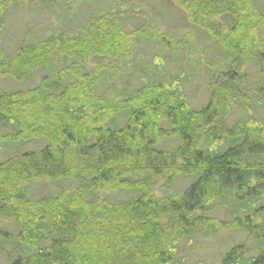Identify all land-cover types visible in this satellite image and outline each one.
<instances>
[{
	"label": "trees",
	"instance_id": "16d2710c",
	"mask_svg": "<svg viewBox=\"0 0 264 264\" xmlns=\"http://www.w3.org/2000/svg\"><path fill=\"white\" fill-rule=\"evenodd\" d=\"M179 1L217 49L199 108L186 88L196 42L157 20L141 23L144 3L0 0L1 39L11 6L37 2L58 18L47 35L0 49V79L44 73L34 87L0 90V214L18 228L0 230L7 264H187L179 239L233 226L255 243L217 264H264V0ZM81 11L83 22L69 27ZM235 111L243 116L229 126ZM167 135L178 144L159 147ZM32 141L45 143L30 149ZM180 175L190 182L173 190ZM58 180L75 186L33 198L36 182ZM112 193L129 196L101 197Z\"/></svg>",
	"mask_w": 264,
	"mask_h": 264
},
{
	"label": "rangeland",
	"instance_id": "374dc122",
	"mask_svg": "<svg viewBox=\"0 0 264 264\" xmlns=\"http://www.w3.org/2000/svg\"><path fill=\"white\" fill-rule=\"evenodd\" d=\"M128 1V0H127ZM131 2L135 1V4H137L136 1L144 3V7L141 8V11L145 12L147 11V14L143 17L144 19L141 21V23H147L151 22L154 23V20H157L161 27L165 30L171 29L172 34L179 33L184 36H188L187 34L190 33L193 40L196 42V49L194 50V54L192 55V59L195 61V72L193 74V79L189 84H187L186 88L190 94V102L197 108L201 107V105L205 104L207 102V96H208V84L210 81V68L206 65L207 62L214 63L216 61L217 57V49L216 47L211 43V40L200 31V29L195 28L192 26V24L189 22V20L186 18V14L184 12L183 7L180 5L179 0H169L166 1V7L162 8L163 0H129ZM163 4V5H162ZM146 5V6H145ZM41 4H38L37 2H25L20 3L17 6H11L7 10V14L5 16V22H6V31L3 32V39L0 38V49L6 54H11L18 46V43L20 41H23L25 38H29L32 36H42L47 35L50 33V31L53 29L55 25L58 24V18L57 15H49L48 12L44 11L41 7ZM103 8L102 4L100 3L99 9L101 10ZM99 10V11H100ZM140 11V12H141ZM84 12H78L73 16V19L68 24V26H73L74 24H79L83 22ZM140 15L138 14V17L140 18ZM136 21V20H135ZM129 22V21H128ZM134 23V22H133ZM169 28V29H168ZM264 36V35H263ZM2 37V36H1ZM146 46V44H145ZM151 47H145L146 56L150 57L151 54H153L151 51ZM223 53V52H220ZM219 54V53H218ZM186 60V59H185ZM187 63V60L184 61V63ZM87 64H89V67L92 68L96 65V62L91 59ZM186 65V64H183ZM44 73L41 70H37L34 73V76L26 81H18L10 76H2L0 79V90L4 91H12L17 88L22 87L23 89H28L31 87L36 86L39 84L43 77ZM137 76V75H136ZM185 79H187V76H185ZM133 80V79H132ZM133 86L129 87L133 88L137 83V81L133 80ZM118 85L116 86L117 90H122L124 86V82H126V79L124 75H121L120 79H118ZM104 89H106V85L104 84ZM240 116H243V114L240 111H235L231 114L229 121L227 122L229 126H232ZM5 130V127L0 126V132H3ZM168 134V133H167ZM168 139L164 140V143H162V146L164 148H173L176 146L177 141L172 136H166ZM163 140V139H162ZM33 143L29 145L30 149H38L44 145L45 142L42 141H32ZM24 149V148H23ZM3 157H0V160H2ZM3 161V160H2ZM178 163H181V161L178 160ZM190 179L185 178L184 176H178L175 180L174 189L176 191H182L185 187H187ZM164 181H158V183L154 186L155 190H157L156 195L158 197L163 198L164 195ZM59 186H65L68 189H72L75 184L72 180L67 181L66 183L61 182V180H58L56 182H49V181H38L36 182V186L33 189V198L39 199L41 197H44L45 195H54L57 191V187ZM153 188V189H154ZM164 188V189H163ZM129 195L128 194H116L112 193L109 195H103L101 194V197L104 199H108L112 202H118L121 200H125ZM217 216L220 217L221 220H229L230 214L229 212L226 213L224 211L217 212ZM0 214V230H10L13 234L15 232L18 233L17 226L13 223L14 218L9 219L7 217H1ZM160 220V218H158ZM203 229L200 230H204ZM217 236H214V233H209L208 236H203L200 233L195 234L194 238H192L191 242L189 240V236H184V238L179 239L178 244L181 247H184V249L187 252L186 260H189L187 264H195L196 260L202 261L203 264H217L222 259V257L230 251L232 247L235 245H239L240 243H243L244 241L249 242V246L251 247L254 243L253 240H251L250 237H247L246 233L244 231L238 229L237 227L233 226L228 229H222L218 228L216 229ZM168 232L170 235L169 231ZM15 235V234H14ZM176 234L172 235V239H175ZM192 237V236H191ZM188 239V241H187ZM250 240V241H249ZM19 243V241H17ZM43 242V241H42ZM19 248H23L24 246H27L26 244L19 243ZM28 253H35V244L34 245H28ZM21 248L19 250H21ZM25 249V248H24ZM242 249V250H241ZM12 250V249H10ZM238 250L243 251L244 247L243 245L238 248ZM185 252V253H186ZM244 252V251H243ZM252 255H255L251 253ZM13 255V254H12ZM12 255L7 257L5 252L3 253L2 250H0V264H7L9 260L12 259ZM14 258V257H13Z\"/></svg>",
	"mask_w": 264,
	"mask_h": 264
}]
</instances>
